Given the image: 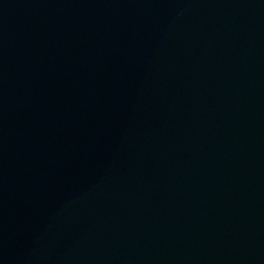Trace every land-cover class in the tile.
I'll return each mask as SVG.
<instances>
[{
    "label": "water",
    "instance_id": "water-1",
    "mask_svg": "<svg viewBox=\"0 0 264 264\" xmlns=\"http://www.w3.org/2000/svg\"><path fill=\"white\" fill-rule=\"evenodd\" d=\"M0 264H264V0H0Z\"/></svg>",
    "mask_w": 264,
    "mask_h": 264
}]
</instances>
